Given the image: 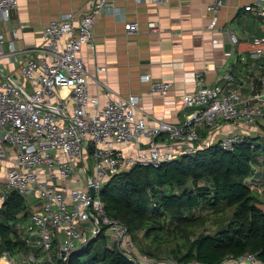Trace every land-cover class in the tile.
<instances>
[{"label": "built area", "instance_id": "obj_1", "mask_svg": "<svg viewBox=\"0 0 264 264\" xmlns=\"http://www.w3.org/2000/svg\"><path fill=\"white\" fill-rule=\"evenodd\" d=\"M116 1L92 0L87 11L76 14L71 10L51 19L43 25V41L39 45L18 48L10 40L5 48L0 31V207L10 192L16 190L30 209L29 220L23 224L25 231L20 234L29 250L21 256L3 250L0 254L3 264H66L72 252L102 230L109 247L121 250L135 264H179L173 260L157 262L135 249L127 226L105 211L100 197L104 183L132 166H158L181 153L209 147L207 142L201 147L196 145L195 141L201 138L199 128L213 130L223 120L257 126L259 120L264 121L261 35L253 36L249 43L251 57L260 61L258 88L243 98L237 87L209 83L204 73L197 71L196 88L182 95L184 103L194 109L180 123L162 118L150 123L148 114L139 109L137 94L115 93L96 76L89 75L82 48L93 41L99 14L123 17ZM149 1L158 4L164 0ZM226 1L208 0L211 27L217 25ZM16 7L17 0H0V20L9 21L10 12ZM243 9L264 18V0H250ZM147 27L156 30L158 25L149 20ZM124 28L128 33L139 32L137 21H124ZM227 33L231 42L236 43L237 34L231 29ZM19 56V69L4 73L3 58L18 61ZM224 77L228 82L235 80L228 71ZM89 78L104 89L103 102L98 90L90 91ZM144 79L149 81L150 93L165 94L171 87V82L153 80L150 75ZM63 88L66 93L61 92ZM143 138L148 141L140 146ZM247 138L230 132L218 144L233 151ZM119 144L129 146L131 151H124ZM88 162L91 174H87ZM79 182L83 184L79 186ZM245 182L254 189L259 178L251 174ZM16 225L20 227L21 223ZM32 248L42 250L45 260ZM233 264H264V261L248 252L238 256Z\"/></svg>", "mask_w": 264, "mask_h": 264}, {"label": "crops", "instance_id": "obj_2", "mask_svg": "<svg viewBox=\"0 0 264 264\" xmlns=\"http://www.w3.org/2000/svg\"><path fill=\"white\" fill-rule=\"evenodd\" d=\"M249 1L227 0L218 14L217 25L211 27L208 0H164L158 4L149 0H117L123 17L99 14L93 28V41L82 48L86 70L115 93L137 94L139 109L148 114L150 123L161 118L174 123L186 119L194 107L187 106L182 95L196 88L197 71L204 73L207 82L218 83L224 88L237 87L241 97L247 98L259 86L260 71V61L251 57L249 43L255 35L264 36V18L243 9ZM91 5L92 0H17L9 21L0 20L3 46L6 48L10 40H14L18 48L39 45L43 41V25L67 11L76 14L87 11ZM126 20L137 21L139 32L128 33L124 28ZM149 20L157 22L156 30L148 29ZM230 29L238 36L236 43L228 36ZM20 60L21 56L18 61L3 58L4 73L18 70ZM98 67L103 69L98 70ZM226 71L235 77L234 82L225 79ZM145 75H150L153 80L169 81L171 87L165 94L150 93ZM89 89L91 92L98 90L101 102L104 101V89L91 78ZM66 91L61 89L62 93ZM67 100L71 105L70 96ZM89 109L92 108L89 106ZM257 124L223 120L213 130L199 128L201 138L195 143L198 147L206 142L218 144L220 138L230 132L263 137L264 121L259 120ZM147 141V138L141 139L140 146ZM118 146L126 152L131 151L129 146ZM260 155L253 162L251 174L259 178L258 186L253 190L261 200L264 198V158ZM82 184L79 182L78 185ZM28 220L29 214L25 221H17L21 223L20 227L16 225L19 236L25 231L23 224ZM107 246H110L108 237ZM32 249L45 260L42 250ZM28 250L11 255L21 256Z\"/></svg>", "mask_w": 264, "mask_h": 264}, {"label": "trees", "instance_id": "obj_3", "mask_svg": "<svg viewBox=\"0 0 264 264\" xmlns=\"http://www.w3.org/2000/svg\"><path fill=\"white\" fill-rule=\"evenodd\" d=\"M263 151L264 136H256L243 140L233 151L213 144L158 166L135 165L110 176L100 197L107 215L125 224L130 234L144 230L148 237L153 231L170 230L187 241L185 250L174 251L180 264H233L248 252L264 261V208L245 182ZM221 211L229 214L226 221L217 223L213 231L195 232L208 214ZM28 214L23 196L12 190L0 207V254L28 250L16 227ZM66 264L135 263L121 250L107 246L102 230L72 252Z\"/></svg>", "mask_w": 264, "mask_h": 264}, {"label": "rangeland", "instance_id": "obj_4", "mask_svg": "<svg viewBox=\"0 0 264 264\" xmlns=\"http://www.w3.org/2000/svg\"><path fill=\"white\" fill-rule=\"evenodd\" d=\"M259 144H261L262 146L263 144L262 140H259ZM260 154H259L260 157L264 158V153L261 152ZM88 167L89 168L87 174H91V164L89 162H88ZM261 201L263 202L262 207L264 208V198L261 199ZM206 212L209 211H204V213ZM208 216L209 218L204 222L203 225H199L195 229V232L202 230L205 232L213 231L217 223H220L221 221H226L229 214L224 213V211H221L218 214L216 213L208 214ZM143 234H144V230L141 232H136L134 235L131 234L135 249L138 250L139 252H146V253H148V251H146L147 249L155 251L157 255H151V257L155 261L160 263L162 262L164 263L170 260L175 261L176 258L173 256L174 251L185 250L184 245H187V241H184L183 238L176 236L174 232L170 230L153 231L151 232L150 235H148V237L144 236ZM193 235L194 233L192 234V236ZM182 264H197V263L190 262V263H182Z\"/></svg>", "mask_w": 264, "mask_h": 264}, {"label": "water", "instance_id": "obj_5", "mask_svg": "<svg viewBox=\"0 0 264 264\" xmlns=\"http://www.w3.org/2000/svg\"><path fill=\"white\" fill-rule=\"evenodd\" d=\"M90 192H91V194H94V188H93V186H90Z\"/></svg>", "mask_w": 264, "mask_h": 264}, {"label": "bare ground", "instance_id": "obj_6", "mask_svg": "<svg viewBox=\"0 0 264 264\" xmlns=\"http://www.w3.org/2000/svg\"><path fill=\"white\" fill-rule=\"evenodd\" d=\"M0 264H3V261H0Z\"/></svg>", "mask_w": 264, "mask_h": 264}]
</instances>
